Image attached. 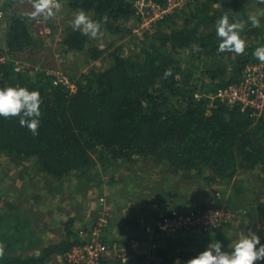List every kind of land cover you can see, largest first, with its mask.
I'll use <instances>...</instances> for the list:
<instances>
[{
	"label": "trees",
	"instance_id": "1",
	"mask_svg": "<svg viewBox=\"0 0 264 264\" xmlns=\"http://www.w3.org/2000/svg\"><path fill=\"white\" fill-rule=\"evenodd\" d=\"M135 1L66 0L69 19L63 20L61 28L48 24L52 37H60L61 54L86 57V68L79 72L76 89L71 90L55 85V77L47 70L35 74L32 69L16 70L14 59L41 46L42 39L34 32L37 22L28 18L30 13L19 0H0L4 14L0 32L4 27L3 48L9 56V62L0 66V88L39 91L42 101L37 135L21 127L18 116L0 117V157L7 156L22 167L32 162L29 169L52 184L76 177L82 190L101 165L106 171L140 158L165 165L186 178L208 173V181L227 185L241 172L258 170L262 192L258 199L264 204V116L223 103L211 107L195 97L237 83L247 65L261 63L253 52L264 46V4L258 0H196L167 15L140 40L132 32V22L137 21ZM81 10L101 22L98 39L73 30V17ZM224 12H229L230 21L244 22L240 37L246 48L241 55L217 51L220 41L215 24ZM250 14L260 20L259 27L248 21ZM98 61L103 62L101 67L92 66ZM167 69L172 74L165 78ZM65 186L55 185L46 194L54 193V201H58L62 193L58 189ZM82 190L79 195L86 194ZM74 194L69 192V198ZM76 202L68 201L73 210L66 215L63 238L38 251L18 247L25 239L33 242V237L25 232L29 227L25 220L16 221L14 207L7 214L0 213V243L5 246L0 264H71L66 256L87 241L79 232L92 226L77 227L79 222H88V217L83 206L77 210ZM174 210L178 211L165 214ZM94 214L96 221L98 213ZM130 228V234H141V225L132 222ZM227 231L223 226L195 239L182 237L175 245L157 246L149 257H134V263L186 264L215 241L222 244V251L230 252L232 237L225 236ZM258 236L264 245V235ZM255 264H264V260Z\"/></svg>",
	"mask_w": 264,
	"mask_h": 264
},
{
	"label": "rangeland",
	"instance_id": "2",
	"mask_svg": "<svg viewBox=\"0 0 264 264\" xmlns=\"http://www.w3.org/2000/svg\"><path fill=\"white\" fill-rule=\"evenodd\" d=\"M12 1L16 2L18 0ZM19 3L25 12L33 11L32 5L27 4L25 0H19ZM63 6L54 18L45 22L42 20L43 22L37 25L42 30H45L49 23L61 28L63 20L66 17L68 19L70 17V14L64 17L60 16ZM136 23L132 22V28L136 26ZM36 30L38 29L34 30L35 35L37 34ZM39 33L41 32L39 31ZM43 35L39 36L42 39V45L19 55L17 59H14V65L16 63L19 65H31L33 68L29 69L34 70L33 74L49 69L62 71L64 74L67 71L66 75L73 82H76L79 78V72L86 68V57L83 55L67 57L61 54L58 51L60 38L57 37L59 35L55 37ZM4 36V27H2V31L0 32V45L2 47L4 45ZM102 63L98 61L92 64V66L101 67ZM138 161L140 160H137L135 163ZM135 163L127 166L125 164L123 166L110 167L106 171L101 170V165L93 171L94 179L89 182L85 181L83 190L81 189L82 186L79 187L80 182L76 177L68 182H63L61 184L66 186L61 191L60 188L58 189L59 194L62 193L59 200L54 201L55 194H46V191L52 190L55 185H60L61 187L60 183H49L42 176L37 175L38 173L35 170H30L31 166L29 165L32 162L25 163L26 166L22 167L12 163L7 156L0 157V213L7 214L11 206H13L16 210V221L17 219L25 220L29 226L25 232L27 235L33 237V242L25 239L21 244H18V247L32 248L38 251L42 247L48 246L51 242L57 243L63 238L64 223L68 219L66 215L73 210L72 206H67L63 203L64 200L62 201L65 196L64 194L68 192L75 193L70 199L77 200V210H79L80 205L87 212L88 222H83L82 224L79 222L77 227L86 223L93 225L92 223L95 221L94 213L99 210V200L106 198L108 205L112 207V219L106 233V237L111 240H122L130 235L137 234L136 232L130 234L129 231L128 234L124 235L123 232L126 230L124 223L127 215L126 209L130 208V205L146 204L151 206L156 202L158 207L161 206V209H164L162 213L173 209L186 213L190 211H185V208L195 206L228 205L236 214L235 220L228 226H225L228 229L225 236L227 238L232 237V241L229 242V250L234 246L241 232L247 234L249 231H252L257 235H264V204L258 199L262 194L259 188L261 187V181L258 179L261 174L258 170L251 173L241 172L231 185H227L224 182L208 181L207 175H210L208 173L201 175L194 173V176H189V178L179 176L178 173L172 172L165 165H158L150 159L144 160L142 162L143 165L138 166L140 168L138 170L130 166ZM103 168L105 169V167ZM80 190L87 192L86 194L79 195ZM42 191L45 194H42ZM38 203H41L44 207L38 209ZM186 205L189 206L185 207ZM27 211H31V215ZM158 216L147 218L144 222L139 220V225L152 221ZM44 223H46L45 226H42ZM116 231H121L123 234L113 237L111 234ZM108 233L111 234L108 235ZM202 236H206V233L189 231L177 235H157L155 243L157 246L164 244L175 245L178 239L182 237L195 239ZM24 238H28V236ZM59 259L61 258L59 257ZM134 259L131 264H138L134 263Z\"/></svg>",
	"mask_w": 264,
	"mask_h": 264
},
{
	"label": "built area",
	"instance_id": "3",
	"mask_svg": "<svg viewBox=\"0 0 264 264\" xmlns=\"http://www.w3.org/2000/svg\"><path fill=\"white\" fill-rule=\"evenodd\" d=\"M27 1V0H26ZM31 2V0H29ZM196 0H167L165 5L154 0H136L134 2L137 17L136 26L132 28L133 36L143 39L148 33L154 31L157 23L167 15L182 10ZM61 7L66 0H60ZM32 3V2H31ZM61 9V8H60ZM58 13V12H57ZM4 14L0 11V24L3 23ZM43 22V21H41ZM41 22H37L41 23ZM45 22V21H44ZM46 36H51L50 27L46 26ZM9 61L5 48L0 46V66ZM16 70L33 68L31 65L16 63ZM48 74L55 77V85H63L71 90L76 89V84L62 71H50ZM197 100H205L211 107L223 103L230 107L239 106L243 111H250L253 115L264 116V63L247 65L237 83L214 91H202L196 94ZM112 207L106 198L99 200L97 218L86 231H80L79 236L86 241L82 246L74 249L66 256L71 264H130L134 257H149L156 250L155 238L157 235H177L182 232L197 231L209 233L223 226L229 225L236 218L234 211L225 204L208 206L205 210L162 213L157 218L142 226L141 234H133L126 241L111 240L106 237L112 217Z\"/></svg>",
	"mask_w": 264,
	"mask_h": 264
},
{
	"label": "clouds",
	"instance_id": "4",
	"mask_svg": "<svg viewBox=\"0 0 264 264\" xmlns=\"http://www.w3.org/2000/svg\"><path fill=\"white\" fill-rule=\"evenodd\" d=\"M31 2L33 11L28 18L36 22L54 18L61 8L60 0H31ZM258 2L264 4V0H258ZM104 20L106 22L107 17ZM248 21L253 27L260 26V20L256 15L250 14ZM71 23L74 31H79L90 39H98L102 35L101 22L92 20L82 10L75 13ZM244 26L243 21H230L229 12H224L215 24L216 36L220 41L217 51L243 54L246 44L240 37V31ZM253 56L264 63V46L257 47ZM171 74L172 70L167 69L164 77L167 78ZM41 103L39 91H29L23 87L0 88V117L18 116L20 126L27 128L33 135L38 134ZM257 245H260V238L255 232L249 231L247 234L241 232L230 252L222 251V244L215 241L210 243L207 249L198 256L187 260L186 264H255L256 261L264 260V245H260L259 248ZM4 248V244L0 243V258L5 255ZM124 261L127 264L126 257Z\"/></svg>",
	"mask_w": 264,
	"mask_h": 264
},
{
	"label": "crops",
	"instance_id": "5",
	"mask_svg": "<svg viewBox=\"0 0 264 264\" xmlns=\"http://www.w3.org/2000/svg\"><path fill=\"white\" fill-rule=\"evenodd\" d=\"M26 3L32 5L29 0H27ZM25 10H27V9L25 8ZM65 10H66V7H65V4H64L63 9H62V12L60 13L61 14L60 15L61 17L62 16L64 17V16H66L68 14V13L66 14V11ZM27 12L28 13H31L30 11H27ZM35 29H38V30H36V33L38 34V36H40V37L41 36H44V35H41L39 33V31L42 32V33H45V30H42L40 28V26H38V25L34 26V30ZM57 38H60V37L58 36ZM139 160L140 161H138L137 163H135L133 165H130V166H133V168L135 170H138V169H140V168H138V166L139 165H143L142 162L144 160H147V159L140 158ZM127 165H129V164H126V166ZM73 178H71V179H73ZM70 180H67L66 182H68ZM68 193L64 194L65 197H64V202L63 203L65 205H68L69 204L68 201H69L70 198H69ZM156 203H154L151 206H148L146 204L145 205H135V204L130 205V208L126 209L127 210L126 211L127 212L126 213L127 215H126V218L124 219V223H125V227H126V230L123 231L124 232V235L125 234H128L129 231L131 233V230L132 229L130 228V225H131L132 222H135V225H138L140 223L139 220H141V222H144V221H146L147 218H152V217H155V216H158L159 214H161L164 209H161V206L158 207ZM42 207H44V206L43 205L42 206H38V209H41ZM27 212L30 213V215H31V211H27ZM111 219H112V217H111ZM149 222L143 223V225H141V227L144 226L145 224L149 223ZM109 231L111 232V230H109ZM123 232L116 231L115 233H112V234L111 233H108V235L111 234L113 237H117V236H121L123 234ZM113 239H115V238H113Z\"/></svg>",
	"mask_w": 264,
	"mask_h": 264
}]
</instances>
